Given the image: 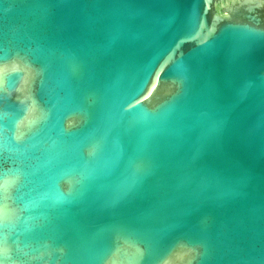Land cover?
<instances>
[{
	"label": "water",
	"instance_id": "water-1",
	"mask_svg": "<svg viewBox=\"0 0 264 264\" xmlns=\"http://www.w3.org/2000/svg\"><path fill=\"white\" fill-rule=\"evenodd\" d=\"M0 264H264V0H0Z\"/></svg>",
	"mask_w": 264,
	"mask_h": 264
}]
</instances>
